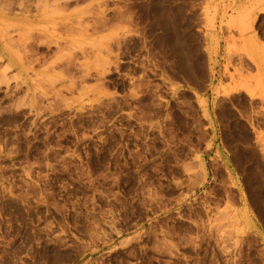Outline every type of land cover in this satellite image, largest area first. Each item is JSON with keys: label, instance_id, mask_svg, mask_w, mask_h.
<instances>
[{"label": "rangeland", "instance_id": "1", "mask_svg": "<svg viewBox=\"0 0 264 264\" xmlns=\"http://www.w3.org/2000/svg\"><path fill=\"white\" fill-rule=\"evenodd\" d=\"M0 264H264V0H0Z\"/></svg>", "mask_w": 264, "mask_h": 264}, {"label": "bare ground", "instance_id": "2", "mask_svg": "<svg viewBox=\"0 0 264 264\" xmlns=\"http://www.w3.org/2000/svg\"><path fill=\"white\" fill-rule=\"evenodd\" d=\"M250 60L254 63V64H256L257 65V67L259 68V70H262V60H260V59H251L250 58Z\"/></svg>", "mask_w": 264, "mask_h": 264}]
</instances>
